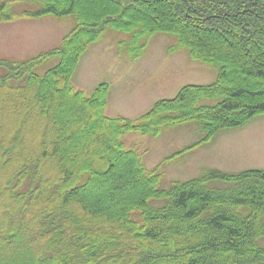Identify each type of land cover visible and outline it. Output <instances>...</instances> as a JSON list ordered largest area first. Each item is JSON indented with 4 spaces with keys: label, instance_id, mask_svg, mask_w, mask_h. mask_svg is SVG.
Here are the masks:
<instances>
[{
    "label": "trees",
    "instance_id": "trees-1",
    "mask_svg": "<svg viewBox=\"0 0 264 264\" xmlns=\"http://www.w3.org/2000/svg\"><path fill=\"white\" fill-rule=\"evenodd\" d=\"M21 1L41 4L26 17L77 25L33 59H0V264H264L263 169H210L161 188L123 141L197 122L203 137L176 157L264 115V0H9L0 21ZM108 28L132 34L120 52L133 58L173 34L217 80L186 85L138 119L111 117L110 84L87 96L72 83Z\"/></svg>",
    "mask_w": 264,
    "mask_h": 264
},
{
    "label": "rangeland",
    "instance_id": "rangeland-1",
    "mask_svg": "<svg viewBox=\"0 0 264 264\" xmlns=\"http://www.w3.org/2000/svg\"><path fill=\"white\" fill-rule=\"evenodd\" d=\"M5 1L9 0H0V5ZM40 7V3L33 1L10 5L15 17L0 21V59H33L59 47L76 27L74 16L34 18L23 14ZM131 37L132 34L108 28L89 46L73 76L75 89L87 96L93 95L101 84H110L107 115L138 119L158 101L176 97L186 85H206L217 80L218 69L193 60L188 50L177 49L175 35L159 33L149 38L144 53L137 58L126 51L120 52V43L125 42L128 48ZM58 63L59 58H50L36 72L44 75ZM5 72L6 68L0 67V73ZM218 101L220 98L205 99L203 103ZM203 135L198 123L193 121L165 128L158 136L131 132L123 141L127 149L142 155L148 170L156 169L161 174V188H169L175 181L200 177L210 169L229 173L264 170V115L243 127L221 131L212 141L173 157L200 141Z\"/></svg>",
    "mask_w": 264,
    "mask_h": 264
}]
</instances>
